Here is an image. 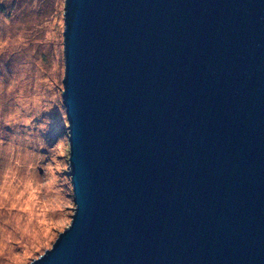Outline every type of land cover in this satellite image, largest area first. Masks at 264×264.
Segmentation results:
<instances>
[{
  "label": "water",
  "instance_id": "1",
  "mask_svg": "<svg viewBox=\"0 0 264 264\" xmlns=\"http://www.w3.org/2000/svg\"><path fill=\"white\" fill-rule=\"evenodd\" d=\"M76 211L31 264H264V0H66Z\"/></svg>",
  "mask_w": 264,
  "mask_h": 264
},
{
  "label": "rangeland",
  "instance_id": "2",
  "mask_svg": "<svg viewBox=\"0 0 264 264\" xmlns=\"http://www.w3.org/2000/svg\"><path fill=\"white\" fill-rule=\"evenodd\" d=\"M65 1L0 0V264L37 260L76 211Z\"/></svg>",
  "mask_w": 264,
  "mask_h": 264
},
{
  "label": "bare ground",
  "instance_id": "3",
  "mask_svg": "<svg viewBox=\"0 0 264 264\" xmlns=\"http://www.w3.org/2000/svg\"><path fill=\"white\" fill-rule=\"evenodd\" d=\"M68 132V131H67Z\"/></svg>",
  "mask_w": 264,
  "mask_h": 264
}]
</instances>
